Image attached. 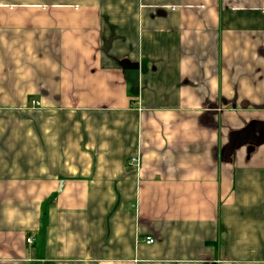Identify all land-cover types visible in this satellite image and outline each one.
I'll list each match as a JSON object with an SVG mask.
<instances>
[{
    "label": "crops",
    "instance_id": "0c3cea01",
    "mask_svg": "<svg viewBox=\"0 0 264 264\" xmlns=\"http://www.w3.org/2000/svg\"><path fill=\"white\" fill-rule=\"evenodd\" d=\"M0 264H264V0H0Z\"/></svg>",
    "mask_w": 264,
    "mask_h": 264
},
{
    "label": "built area",
    "instance_id": "2783aa9c",
    "mask_svg": "<svg viewBox=\"0 0 264 264\" xmlns=\"http://www.w3.org/2000/svg\"><path fill=\"white\" fill-rule=\"evenodd\" d=\"M130 164H131V165H136V164H138V159H137V158L132 159L131 162H130ZM27 242H28V244H32V243H33V238H28V239H27ZM147 243H148V244H154V243H155V240H154V239H148V240H147Z\"/></svg>",
    "mask_w": 264,
    "mask_h": 264
}]
</instances>
